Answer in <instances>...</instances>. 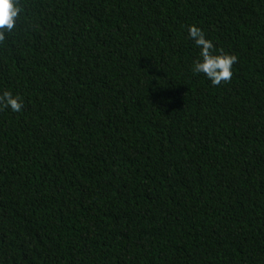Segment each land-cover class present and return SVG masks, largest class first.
I'll use <instances>...</instances> for the list:
<instances>
[{
	"label": "trees",
	"instance_id": "16d2710c",
	"mask_svg": "<svg viewBox=\"0 0 264 264\" xmlns=\"http://www.w3.org/2000/svg\"><path fill=\"white\" fill-rule=\"evenodd\" d=\"M18 2L0 264H264V0ZM189 25L230 81L193 74Z\"/></svg>",
	"mask_w": 264,
	"mask_h": 264
},
{
	"label": "clouds",
	"instance_id": "9594fccd",
	"mask_svg": "<svg viewBox=\"0 0 264 264\" xmlns=\"http://www.w3.org/2000/svg\"><path fill=\"white\" fill-rule=\"evenodd\" d=\"M20 12L18 0H0V40L4 38L6 32L14 29ZM188 36L199 49L198 58L191 66L193 74H203L214 86L230 81L237 57L223 50H217L212 40L206 38L204 31L196 25L188 26ZM0 107L20 112L23 102L19 96L5 91L0 95Z\"/></svg>",
	"mask_w": 264,
	"mask_h": 264
}]
</instances>
